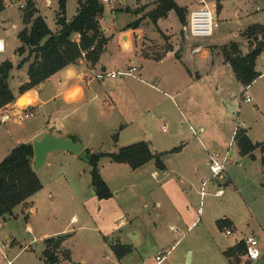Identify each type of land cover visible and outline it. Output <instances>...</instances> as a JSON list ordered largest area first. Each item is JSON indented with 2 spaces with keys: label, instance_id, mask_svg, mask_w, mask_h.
<instances>
[{
  "label": "rangeland",
  "instance_id": "1",
  "mask_svg": "<svg viewBox=\"0 0 264 264\" xmlns=\"http://www.w3.org/2000/svg\"><path fill=\"white\" fill-rule=\"evenodd\" d=\"M26 1L3 0L5 10L0 14V18L8 23L6 26L5 24L0 26V38L7 44L4 56L11 63L21 61V56L28 53V49H25L19 54L16 48L20 44L16 39V33L22 26L21 15L25 8L21 5H25ZM146 1L148 0H125V4L120 3L119 0L103 2L100 26L109 33L121 30L135 19V15L126 10L118 11L116 7L133 8L137 4L139 9L141 7L143 9L144 6L139 2ZM217 1L223 8L217 9L219 26L209 37L192 38L188 33L189 12L201 5L198 3L199 0H175L176 4L185 10V22L181 24L175 11H169L168 17L159 21V25L163 28L167 27L165 31L168 34L158 32L156 35L159 39L162 38V44L156 43V40L151 38L157 28L155 29L154 24L146 16L147 12L142 14L139 23L143 30L140 38L137 39V34L134 35L131 31L123 35V42L131 37L137 50L140 51L139 54L143 56L151 57L157 49H160L159 53H161L165 46L174 43L175 54L180 53L184 58L182 63L170 57L162 63H156L145 60L142 56L137 57L138 69L136 68L134 75L141 77L144 83L133 81L146 92L141 98L147 97L150 101L148 106L143 104L139 106V116L142 120L140 126L128 127L120 137L117 135L118 140H114L113 135L118 134L119 130L116 129L117 126L114 128L111 125L116 122L117 113L113 114L115 119L113 121L111 119V123L105 124L96 120L97 108L91 105L83 113L84 123L80 124L81 116L73 119L83 140L89 139L94 148L93 153L115 152L118 147L141 140L151 145V149L160 152L180 146L187 140L189 146L183 153L162 155L165 170L156 168L153 160L133 170L127 164L116 163L102 156L98 160L99 172L108 181L112 195L107 199H99L95 196L90 183V166L86 160L76 158L77 160L71 161L59 154L60 151L50 152L48 162L40 166L38 173L41 182L46 184L51 181L56 191L53 199L55 208L57 207V212L52 217L54 223L65 225L73 215L78 219L75 223L71 221L70 238L65 245L71 252L73 261L60 259L61 264H83L82 261L86 264H156L155 255L158 251L167 252L166 260L162 264H226L221 251L234 244L237 239L253 236L258 240L259 247L261 249L264 247V185L262 184L264 171L258 155L259 150L255 152L256 158L241 155L231 138L232 131L236 128H244L253 143L264 140V77L255 82L251 88L250 85L245 88L233 80L230 64L221 66L219 62L221 55L223 56L222 46L235 43L241 50V46L245 44L243 50L244 52L248 50L249 42L243 32L249 26L264 25V0H205V3L211 8ZM35 5L38 8L37 14L43 17L47 26L50 29L57 27L55 14L58 10V0H51V4H46V0H35ZM77 7L78 0H65L67 21L76 14ZM138 8L135 11H138ZM260 34L261 31H258V37L261 36ZM192 43L193 46L197 45L196 43L201 46L215 43V47L211 49L213 55L208 53L204 59L201 58L200 51L191 53ZM260 54L259 65L264 67V49ZM191 55L195 57L193 62L199 69L208 68L205 64L214 59L215 72L217 73L219 65L220 71L225 72L224 78L218 74L215 87L209 71L208 75L204 73L200 79L194 78ZM126 63L128 66L132 64L131 61ZM119 64L120 66H116L118 70H126L128 67L124 62ZM188 71L192 75H189ZM154 75L171 76V79L165 80V83L157 85L162 92L167 93L176 89L191 93L190 95L194 97V104L190 107L192 118L207 125L205 132L196 136H199L202 142L204 140L208 146L215 145V148H212L216 154H219L215 156L218 162L223 161L222 157L226 152L224 170L206 184L205 195L202 197L199 191L201 179L212 176L209 165L197 164L196 168L184 165L187 159H190V152L193 153L194 160L201 155L202 150L198 148L195 137L192 138L186 128L187 123L181 117L178 105L175 106L166 95L156 92L147 85V82L153 83ZM9 81L10 85L15 82L12 78ZM245 90L251 97L250 102L243 100L246 95ZM26 97L30 98L27 93L19 97L16 102L18 107L25 108L21 99L25 100ZM152 100L155 102H151ZM31 112L34 115V112ZM180 121L184 125H180ZM40 122V115L27 119L26 129L35 128L41 124ZM210 131L214 134L207 139L211 136ZM228 141L229 147H227ZM231 151L233 154L230 156ZM3 156L5 155L0 158ZM154 170L156 175L152 173ZM81 171L84 174L80 175ZM65 180L69 182V186L62 185ZM217 190L221 192L216 194ZM79 196L85 198L84 209L78 203ZM157 202L160 203L159 206L156 205ZM17 207L13 210L14 213H18L17 216H12V213L5 216L4 223L0 221V264H8V261H11V264L22 262L45 264L35 257L33 251H20L17 245L15 248L5 249L6 235H11L22 244L32 239L25 228L24 214L19 212ZM43 210V208L39 210L43 215L37 214L34 219L35 228L42 221ZM221 218H229L233 221L235 229L230 235H225L224 230L217 228L216 221ZM193 221L195 223L191 226ZM170 226L175 230L170 229ZM30 243L37 251L41 247V243L36 240ZM115 243L130 245L132 250L118 260L108 245ZM15 254L17 257H14ZM255 264H264V254Z\"/></svg>",
  "mask_w": 264,
  "mask_h": 264
},
{
  "label": "crops",
  "instance_id": "2",
  "mask_svg": "<svg viewBox=\"0 0 264 264\" xmlns=\"http://www.w3.org/2000/svg\"><path fill=\"white\" fill-rule=\"evenodd\" d=\"M32 1L35 5V0H32ZM119 2L125 4V0H119ZM139 3H141L142 6H144L143 9H142V7L139 9L138 8L139 6L136 4V6L133 8H129V6H125V7L119 6L118 8L116 7V10H118V11H122V10L130 11L135 15V19H137L139 17H142V14L148 12L149 10H151L155 6V0H148L146 2H139ZM198 3L201 4L199 6H207V4L205 3V0H199ZM46 4H51V0H46ZM35 7H36L37 13H38V8L36 5H35ZM137 8L139 9L138 13H135V10H137ZM211 8L215 9L216 16H217V9L222 10L223 6L219 1H217L216 4L213 3ZM4 10H2V11H4ZM2 11L0 12V14L2 13ZM167 17H168V14H167ZM167 17L159 18L157 20L156 24H154L155 29L157 28V30H155L156 34L153 33L154 35L151 36V38L156 40V43H158V44H162V41H161L162 38L159 39L156 36L157 33L160 32L161 34H166V35L168 34V32L165 31V28H167V27L164 26V28H163L161 25H159V21L161 19H166ZM4 22H5V19L0 18V26L4 25V24L6 26L8 22H5V23ZM23 27H24V24L22 22V26L20 29H22ZM141 27H142L141 24H139L137 28H128L127 29L126 27H123L121 30H119L117 32L114 30L111 33L107 32V30H105L101 27L103 29L104 35L108 38V41H107L105 48L103 49V52L101 53V55L99 57V60L94 65H92L90 62H88L85 58H80L75 63L67 65L63 69H61L58 72L51 75L45 81L41 82L40 84H38V85L34 86L33 88L24 92L30 96V98L26 97L25 100L21 99V101L23 102V105L25 106V109H30L31 111H33L34 117H35V115H37V116L40 115V117H41L40 123L41 124L39 123L40 125L36 126L35 128L26 129L25 121H24V123H22V125H19L18 123H14L13 117H10L5 122H1L0 123V155H1L0 157H2V155L6 156L10 152V150L14 146H16L17 144L32 143V141L34 139H38V138L42 137L43 134L47 133V132H50L55 136H69V137L76 138L77 141L81 142L83 149L87 148L91 152H93L94 148H93V146H91L89 139L83 140V136L78 131L77 127H75L76 124L73 121L74 118L81 116L80 117V122H81L80 124L84 123V118H85L84 116L85 115L83 113L91 105H95V107L97 108L96 120L102 121L105 124L109 123V122L111 123V119H112V121L115 119L113 114L115 115V113H117V119L118 118L119 119L118 120L116 119V122L111 126H113L114 128H115V126H117L116 129L119 130V132L117 134L118 137H120V134L123 131H125L128 127L140 126L142 124V120H141V116H139L140 115V113H139L140 107L139 106L141 104L148 106V105H150V101L147 100V97H146V99L141 98V95L144 94V96H145L146 92L143 91L140 88V85H138V83L134 82L133 80H137L141 83H144V80L141 79V77H137L136 75H134V71L131 72L130 74L129 73L118 74L116 77H110L109 73L112 72L113 70L128 71L132 65H136V67L138 69V60H137L138 56H142L143 59H145V60L155 61L156 63H162L168 57L173 58V59H177L180 62L181 61L184 62V60H183L184 58L182 57V55L180 53L178 55L175 54L176 49H175L174 43H173V45H171L170 43L167 45V47H168L167 51H165V48H166V46H165V48L162 49V51L164 53L163 56H161L159 59L155 60L153 58H147V57L139 54L140 51L137 50V48L135 46V42L133 43V40L131 37H130V39L127 38V40L125 42H123V39H124L123 35L129 33V31L134 32V35L137 34V39L140 38V36L142 35L141 32H143ZM50 30L52 32H56L58 30V26L54 27V29H50ZM170 30H171V28H170ZM17 33H16V39H18ZM172 38L174 39V37H172ZM73 39L78 40V34L74 33ZM214 40L215 39H213V41ZM0 41L2 42V47H0V63H1L5 60H8V58H5L6 56H4V54L6 53L7 44H6L5 40H3L2 38H0ZM18 42L20 43L19 39H18ZM20 44L16 48H18L20 46ZM196 44L197 45L193 46V43H192L191 53H196V52L200 51L201 58H204V59L206 58L208 53L213 55L211 49H212V47H215V43H211L209 45L206 44L207 46H204V45L201 46L199 43H196ZM244 45L245 44H243L241 46V50L243 53L247 52V51L244 52V50H243ZM157 51H160V49H157ZM26 55H22L21 57L24 58ZM260 55L257 57V59L255 61V70L258 71L260 73V75L250 84V88L255 82H258V80H260L262 77H264V67H261L259 65ZM190 59H191L190 62L192 63V66H193L192 71H194V76H195L194 78L200 79L202 77V75H204V73L206 75H208V73L211 72V79H212L214 87H215V79L218 77V74L222 75L221 78H224L223 73H225V72L220 71L221 69H219V65L217 66L218 67L217 73L215 72V60L214 59H211L210 63L207 62L205 64L208 68H210L209 70H206V69H208L206 67L199 69L198 65L195 62H193L195 60V57H193V55L190 56ZM126 61H131L132 64L128 66ZM19 62H20V60H19ZM19 62L12 63L13 68L10 70L9 77H8V84H9V87H10L13 95L15 96V102L9 103V104L3 106L2 108H0V112L11 113L12 107L17 105L16 104L17 99H19V97L22 94H24V93H20L18 91V87L28 80V76L26 73L28 62H25V64H23L22 66L17 67V64ZM123 62L128 66L127 69L126 70L116 69V66H120L119 63H123ZM219 62H221V64H222L221 66H223L227 63L224 60L222 55L220 57ZM108 67H111V68H108ZM189 71H188L189 75H192ZM11 72H12V74H11ZM121 76L127 77V79H125L124 77H123L124 79H122ZM227 76L230 77V75H227ZM231 76H233L232 77L233 80H236L239 83V81L235 78L234 72ZM11 78L15 81L12 85H10V83H9L10 82L9 80ZM168 79H171L170 75H167V76L154 75L153 83L147 82V85H149V87H151L156 92H158V91L162 92V90L160 88H158L157 85H160L163 82L165 83V80H168ZM247 87H245V88H247ZM151 93H153V92H151ZM162 93L164 95H166V97L169 98V100H171V103L173 102V104L175 106L178 105L177 107L181 113V117L187 123L186 128L190 131V135L192 136V138L195 137L194 139L198 143V144L196 143L198 148H200L202 150L201 155L198 156L194 160L192 159L193 153L190 152L189 153L190 159H187V161L184 163V165H186L187 167L196 168L197 164L199 166L200 165L206 166V164L209 165L210 162H214V161L218 162L215 156H219V154H216L215 150H213V148H212V147L215 148V145L208 146L206 144V142H204V140L202 142L200 140V137L196 136V134H198V135L203 134L206 130L207 125L204 122L195 119L194 117L192 118V112H191L190 107L194 104L193 103L194 97L190 95L191 93L189 94V92L186 90H176V89L169 90V92H167V93H165V92H162ZM151 102H155V101L152 100ZM179 106L181 107V109H179ZM182 106H183V108H182ZM182 109H183V111H182ZM80 111H82V113H80ZM68 119H70V120H68ZM180 125H184V123L180 121ZM210 132H211V136H209L207 139L212 137V135L214 134L213 131H210ZM234 132H235V130L232 131V133H231L232 137L230 136L231 138H233ZM206 135L208 136V133ZM188 146H189V143L186 140L185 142L181 143L180 150L178 152H175V153L177 155L183 153V151L185 149H187ZM227 147H229V141H228ZM226 150H227V148H226ZM256 150H259V149L258 148L255 149L252 152V156H249V155H247V156L252 157V158H256L257 157V154L255 153ZM165 151H167V150H161L160 152H165ZM60 152L61 153H59V154H62V156L64 158H69L71 161L77 160L76 158H80L78 155H72L66 151H60ZM238 153H239V151H238ZM49 154L50 153L47 154L44 163L48 162ZM225 154H226V152H224L222 160L225 158ZM232 154H233V152L231 151L229 153V155L231 156ZM258 155L261 158L260 151H259ZM5 156H3V158ZM3 158H0V161ZM33 162H34V159H33ZM260 162H261V160H260ZM120 164H122V163H120ZM144 165H142L141 167H143ZM261 165H262V170L264 171V164L261 163ZM141 167H139V168H141ZM39 170H40V167L36 171L38 177H40L39 173H38ZM89 171H90V169H89ZM171 171H173V169H171ZM152 173L154 175H156L155 170ZM62 174L65 176V174L63 172H62ZM79 174L82 175L84 173H82V171H81V172H79ZM101 176L104 179V181L106 182V184H108V186H109L108 181L106 180V178H104L102 173H101ZM65 178H66V176H65ZM223 178H225V177L223 176ZM48 179H50V178H48ZM207 179L208 178H202L201 183ZM198 181H200V180H198ZM41 183H42V188L38 192L33 194L27 200V203L25 205L19 204V205H17L18 207L16 206L18 208L19 212L24 214L25 228H26L27 232L29 233V235L32 236V239L30 241L36 240V242H40L41 243L40 249L38 251H37V249H34L32 247V244L30 243V241H27V242L22 244V243L16 241L15 238H12L11 235H6L4 237V240H5L4 246H5V249H7V248L12 249V248H15V246L17 245V246H19L20 251H26V250L33 251L35 253V257L38 260L43 261L45 264H47L44 261V258L42 256V250L44 249V243H43L44 239L49 238V237H56V236H63L64 235L66 238L62 242L61 249L68 250L65 247V245H66V241L70 238L69 225L71 224V221H73V223H75L78 221V219H77V216L73 215V216H71L69 222H67L65 225L61 226L60 224L54 223V219H52V217H54V213L57 212V210H56L57 207L55 208V204L53 201V199L55 197L54 195L56 194L55 187H53L51 181L47 182L46 184L44 182H41ZM90 183H91V178H90ZM262 184L264 185V182ZM62 185L69 186V182L67 180H65V182L62 183ZM200 188H201V184H200ZM89 195H90V193H89ZM80 197L81 196L78 197V201H79L78 203H80V206L82 207V209H84L85 208V205H84L85 198H84V196H83V198L81 197L82 199ZM156 205L159 206L160 203L157 202ZM41 208L44 209L43 210L44 216L42 217L41 223H39L35 228L34 227V223H35L34 219L37 216V214H42L41 212L39 213V210H41ZM12 213H13L12 216H14V217L18 215V213H14L13 211H12ZM5 219H6V217L0 218V221H3V223H4ZM227 219H229V218H227ZM229 220L232 222L231 228H232V230H234L235 226L233 224V221L231 219H229ZM194 223H195V221H193L191 223V226L194 225ZM243 238L244 237H242L239 240L237 239L235 241V243L242 240ZM104 241H106V240L104 239ZM234 244H231L230 246H232ZM108 245L110 246V244H108ZM230 246H228V247H230ZM61 249L59 248L58 251H60ZM225 249H223L221 251L222 254H223V251ZM18 253H19V251H18ZM69 253H70L69 259H64L61 256V254L58 253L59 261L57 264H61L60 259L64 260V261L72 262L73 260L71 258V252L69 251ZM17 254H15L14 257H17ZM263 254H264V247L262 248L261 256ZM223 256H224V254H223ZM261 256H260V258H261ZM224 258L226 259L225 260L226 264H245L246 263L245 259L241 256V253L237 254L236 258L231 257L230 259H228L225 256H224ZM260 258L256 262H254L253 264L258 263ZM82 262H83V264H86L85 261H82ZM21 264H27V263L22 262ZM221 264H223V263H221Z\"/></svg>",
  "mask_w": 264,
  "mask_h": 264
},
{
  "label": "trees",
  "instance_id": "3",
  "mask_svg": "<svg viewBox=\"0 0 264 264\" xmlns=\"http://www.w3.org/2000/svg\"><path fill=\"white\" fill-rule=\"evenodd\" d=\"M4 9L5 4L3 0H0V12ZM171 10L175 11L181 24H183L185 22V10L183 7H179L175 0H155V6L146 13V16L153 24H156L159 18L167 17ZM102 11L101 0H78L76 14L67 21L65 0H58V10L55 14V24L58 26V30L52 32L43 17L37 14L33 1L27 0L22 12L24 27L17 33V38L21 43L17 51L22 54L25 49H28V53L17 64V67L28 62L26 71L28 80L18 87V91L20 93L26 92L80 58H85L94 65L99 60L108 41L99 23ZM141 18L128 23L126 28H137ZM258 31H261L260 37L257 35ZM74 33L78 34V40L72 38ZM243 35L249 42L247 52L243 53L238 45L232 43L229 46H222V54L224 60L230 64L235 78L243 87H247L260 75L255 70V61L264 49V25L249 26ZM167 50L168 47L165 48V51ZM163 54V51L159 53L155 50L151 57L144 56L157 60ZM12 68L13 65L9 60L0 63V108L15 101V96L8 84L9 72ZM71 138L77 141L76 138ZM116 138L117 134L113 135V139L116 140ZM233 140L241 155L252 156V152L258 148L261 153V163L264 164V140L253 143L244 128L235 129ZM180 148L181 145L165 152H157L152 150L151 146L144 140L122 146L115 152L93 153L84 148L86 161L90 166L89 173L95 196L99 199H107L112 195L110 188L99 172L98 160L100 157L106 156L113 162L127 164L133 170L153 160L156 168L165 170V165L161 159L162 155L178 152ZM33 159L32 144L20 143L14 146L0 161V218L12 214L17 205H25L27 200L42 188V183L33 168ZM231 225L232 222L227 218L216 221V226L221 231L224 227H231ZM65 238L63 235L44 239L42 256L47 264H57L59 261L58 253H62L61 256L64 259H69V251H58ZM110 247L118 260L132 250L130 245L120 243L110 244ZM243 251L244 244L240 240L226 248L223 254L230 259L231 257L236 258V255L243 253Z\"/></svg>",
  "mask_w": 264,
  "mask_h": 264
},
{
  "label": "built area",
  "instance_id": "4",
  "mask_svg": "<svg viewBox=\"0 0 264 264\" xmlns=\"http://www.w3.org/2000/svg\"><path fill=\"white\" fill-rule=\"evenodd\" d=\"M106 2H110V0H101L103 4ZM25 5H21V7H25ZM219 21L216 16V11L214 8H209L207 6H199L196 9H193L189 12L188 19V33L192 38H206L213 34L214 30L218 28ZM136 65H132L128 71H116L113 70L109 73L110 77H116L118 74H127L136 70ZM244 101H251L250 96L247 94L245 90ZM25 108H20L17 105L12 107L11 113L0 112V122L7 121L10 117H13L15 123L22 124L27 119L33 117V113L31 111H25ZM162 129L165 130V127L162 126ZM226 158L223 159L222 162H210L209 170L211 172V178L203 181L201 183L200 195L201 197L205 195L204 187L206 184L214 177L219 176L221 172L224 170V162ZM221 190H217L216 194H219ZM170 229L175 230L172 226ZM225 235H230L232 228L224 227L223 228ZM244 244V251L241 253V256L245 259V264H253L256 262L261 254L262 249L259 247L258 240L253 236H246L242 239ZM167 252L158 251L155 255L156 264H162L166 260ZM8 264H11V261H8Z\"/></svg>",
  "mask_w": 264,
  "mask_h": 264
},
{
  "label": "water",
  "instance_id": "5",
  "mask_svg": "<svg viewBox=\"0 0 264 264\" xmlns=\"http://www.w3.org/2000/svg\"><path fill=\"white\" fill-rule=\"evenodd\" d=\"M31 144L34 154L33 168L35 171L44 163L47 154L50 152L66 151L86 160L85 151L81 142L74 141L69 136H55L47 132L42 137L34 139Z\"/></svg>",
  "mask_w": 264,
  "mask_h": 264
},
{
  "label": "bare ground",
  "instance_id": "6",
  "mask_svg": "<svg viewBox=\"0 0 264 264\" xmlns=\"http://www.w3.org/2000/svg\"><path fill=\"white\" fill-rule=\"evenodd\" d=\"M0 45H1L0 47H2V42L1 41H0Z\"/></svg>",
  "mask_w": 264,
  "mask_h": 264
}]
</instances>
